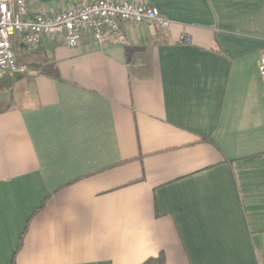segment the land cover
Masks as SVG:
<instances>
[{
	"label": "crops",
	"instance_id": "crops-1",
	"mask_svg": "<svg viewBox=\"0 0 264 264\" xmlns=\"http://www.w3.org/2000/svg\"><path fill=\"white\" fill-rule=\"evenodd\" d=\"M111 1L170 25L16 44L0 74V264H261L264 0Z\"/></svg>",
	"mask_w": 264,
	"mask_h": 264
},
{
	"label": "built area",
	"instance_id": "built-area-1",
	"mask_svg": "<svg viewBox=\"0 0 264 264\" xmlns=\"http://www.w3.org/2000/svg\"><path fill=\"white\" fill-rule=\"evenodd\" d=\"M121 22H157L164 29L170 25V20L149 4L93 0L56 12H45L31 10L26 0H0V74L24 75L29 71L28 65L16 56V44L36 48L43 38H47L78 47L88 35L98 45H126L128 38ZM180 42L189 44L192 37L183 35ZM259 71L264 76V50Z\"/></svg>",
	"mask_w": 264,
	"mask_h": 264
},
{
	"label": "trees",
	"instance_id": "trees-1",
	"mask_svg": "<svg viewBox=\"0 0 264 264\" xmlns=\"http://www.w3.org/2000/svg\"><path fill=\"white\" fill-rule=\"evenodd\" d=\"M142 264H166V258L164 254H160L158 257H152L147 259Z\"/></svg>",
	"mask_w": 264,
	"mask_h": 264
}]
</instances>
